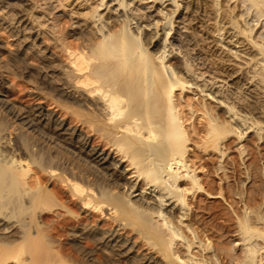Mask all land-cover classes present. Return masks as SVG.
<instances>
[{"label": "bare ground", "instance_id": "bare-ground-1", "mask_svg": "<svg viewBox=\"0 0 264 264\" xmlns=\"http://www.w3.org/2000/svg\"><path fill=\"white\" fill-rule=\"evenodd\" d=\"M251 1L256 3L257 0ZM31 2L0 0V26L15 35L23 46L35 49L37 39H30L35 30L29 27L32 17L27 11L30 7L40 10L38 5L33 6ZM262 2L264 5V0ZM43 4L62 13L66 9H73L75 27L88 23L82 18L87 8L85 0H44ZM104 8L107 11L102 13ZM97 11L94 17L98 26L96 31L101 36L99 44L92 47L88 55L84 51L67 50L71 51L70 57L74 56L71 61L76 71L82 72L75 82L61 75L54 64H50V72H46L59 96L74 99L73 92L79 90L77 83L93 94H87L88 98L97 96L86 104L95 113V118L83 113L80 124H68L67 118L61 117L56 109L47 107L44 100L33 106L19 105L13 98L5 97L8 95L2 91L4 84L1 82L0 94L4 95L9 109L24 121L26 129L44 136L53 146H63L73 152L85 166L86 174L81 176L71 174L56 164L43 166L42 169L51 176H57L55 172L61 169L62 180L67 182L72 195L83 208L102 212L105 211L104 205H107L116 213L112 215L117 221L114 229L100 232L108 247H118V254L130 255L132 239L130 242L124 240L120 231L131 226L169 264H211L209 259H216L217 254L211 252L209 243H202L200 233L188 223L190 214L186 194L200 185L190 170L186 156L193 149L189 145L191 134L186 128V121H193L201 112L209 114L206 115L205 125L203 121L202 126L196 125V121L195 129L191 131L197 136L204 131L205 148L220 149L228 133L237 130H246L243 133L256 131L264 137V37L257 40L252 30L239 28L227 18H223L224 28L207 31L206 25L211 23V15L217 17L223 11L222 6L211 0H102L97 5ZM120 21L125 30L115 34L113 28ZM193 25L207 34L205 41L199 42L201 39L191 35ZM139 32L147 37L145 43L140 42ZM179 90L193 93L195 98L199 94L208 99L215 109V115L208 112L205 104L191 103L190 94L189 101H179L182 95ZM67 107L71 108L72 105L67 104ZM255 111L262 120L253 118ZM221 112L224 121H229V128L222 124L218 116ZM197 119L201 120L200 117ZM90 124L92 133L87 134L83 128ZM100 132L101 138H92V135ZM18 166L4 168V172L0 173V230L3 233L16 227L11 219L18 208L14 210L11 203L20 204L18 202L24 198L27 204L24 209L27 210L35 206L40 196L35 198L36 194L28 193L29 189L22 186L31 168L21 164ZM180 168H185V173H180ZM89 175L94 178L101 175L109 177V191L116 187L127 198L123 199L120 195L106 197L109 191L101 189L96 180V183L87 182ZM187 180L192 185L183 187ZM11 192L19 193L17 199H11ZM36 214L41 217L39 212ZM173 221L177 222L178 227L192 230L193 240L181 235ZM78 223L82 224L83 218H79ZM72 224L64 216L52 232L57 235L61 229ZM21 225L24 239L29 237L31 228L34 231L38 228V233H41V223L33 225L26 222ZM250 225L248 222L242 223L240 231L243 243L249 244L247 249L249 253L252 252L242 264H253L255 252L264 250V233L255 232V227H251L254 224ZM84 234L81 232L77 235L82 237ZM255 237L262 240V243H258L260 245ZM177 240L184 242L188 255L177 252ZM16 254H12L13 260H20L21 255ZM155 261L152 256L144 264H161ZM261 262L257 261V264Z\"/></svg>", "mask_w": 264, "mask_h": 264}, {"label": "rangeland", "instance_id": "rangeland-1", "mask_svg": "<svg viewBox=\"0 0 264 264\" xmlns=\"http://www.w3.org/2000/svg\"><path fill=\"white\" fill-rule=\"evenodd\" d=\"M85 1L87 8L82 18L88 23L85 26L75 27L73 9H68L69 11L66 9L65 14L52 7H45L44 0H32V5H36V7L38 5L40 10L36 11L38 9L30 7L27 11L32 17L29 21V27L35 30L33 31L35 36L31 35L30 39H37L35 49L23 46L15 35L0 26V33L3 32L0 34V46L2 45L0 47V79L2 81L0 80V82L4 84L2 91L8 95L5 97L13 98V101L22 106H33L35 103L44 100L47 107L56 109L59 115L67 118L68 124L72 125L80 124L83 113H87L90 118H95V113L86 104H89V100H95L97 96L88 98L87 94H93L88 92L87 87L85 88L80 83H77L79 90L73 92L74 99L59 96L55 91V84L52 83V79L46 73L50 72L48 66L54 64L59 68L61 75L74 83L77 76L82 72L76 71V66L71 61L74 57L73 55L70 57L71 51H84L88 55L90 49L97 46L101 41V36L96 31L98 26L94 16L98 13L97 5L102 0ZM211 1L222 6L223 11L218 13L217 17L211 15V23L206 25L207 31L212 32L218 28H224L223 18H227L239 28L252 30L251 33L257 40L263 39L264 5L262 0H257L256 3L251 0ZM109 2L107 1V3ZM106 11V8L101 10L102 13ZM35 15H41V17L38 18ZM107 15L112 16L114 14L107 13ZM122 25V21L116 24L113 32L115 34L120 33V30L124 29ZM192 27L191 35L196 39H201L199 42L205 41L207 34H203L199 27L194 25ZM138 37L141 43H145L147 37L142 32H139ZM205 44L207 45V43ZM68 49L71 51L67 52ZM49 54L51 58H48ZM191 66L194 67L193 64ZM51 92L56 93L52 95ZM179 92L182 94H178L181 95L179 101L182 103L186 102L185 99L188 101L192 99L190 100L191 103L195 101L194 104H205L208 112L215 115L213 105L205 97L198 96V94L195 98L193 93L180 90ZM5 97L0 94V173L4 172V168L13 165L16 167L21 164L23 167L31 168L25 179V184L23 183L22 186L29 189L27 190L28 193L36 194L34 195L35 198L40 195V200L39 198L36 199L35 206L30 207L31 209L28 208L29 210L24 209L27 205L26 202L24 203V198L18 202L20 204L11 203L14 210L15 207L18 208L11 219L16 227L7 233L0 230V264H144L145 260L152 258V256L155 257V263L169 264L168 260H162L156 250L145 239L136 234L131 226L120 231L124 240L127 239L130 242L132 239L130 242L132 245L131 257L126 253L120 255L117 253V251L119 252L118 247V249L115 247V249H111L105 244L104 235H101L100 232L104 233L114 229L117 221L113 219L112 215L116 213L112 209H108L107 205H104L105 211L102 212L83 208L79 200L72 195L67 182L62 180L64 177L59 173L62 168H65L71 174L81 176L86 174L85 166L73 152L66 150L63 146H53L44 136L26 129L24 121L9 109L8 104L4 101ZM204 100L207 102L205 101V103ZM67 104H71L72 107L68 108ZM201 113L195 118L200 117L201 120L186 121V128L191 134L189 145L193 148L190 154L188 153L186 156L190 170L200 185V187H195L186 194L187 211L190 214L188 223L193 226L196 232L200 233L202 243H209L211 252L217 254L216 259H209L211 264H242V261L252 254L247 249L249 244H244L240 235L242 223L254 224L250 226L255 227V232L264 233V137L256 131L243 133L246 130H237V132L228 133L227 139L220 145V149L205 148L204 131L198 136L191 132L195 129L196 121L198 123L196 125L202 126L203 122L205 125L207 120L205 118L209 114ZM252 115L255 120H262L256 111ZM218 116H220L222 124H226L229 128V121H224L222 112ZM91 127V124L84 127L85 133L91 134ZM96 137L101 138V132L92 135L93 139ZM101 145L105 146L102 142ZM49 164H56L61 168L55 172L57 176H51L42 169L43 166ZM184 170L185 168L179 169L180 173H185L186 170ZM89 178V180L86 179L87 182L92 181L91 183H93L96 180L101 189L106 192L109 191L107 185L109 177L101 175L94 178L93 175H89ZM185 182L182 184L183 187L192 185V182L190 183L188 180ZM17 195L19 196V193L11 192V199H17ZM116 195H120L123 199L127 198L116 187L110 189L106 197L113 198ZM36 212H39L41 217ZM64 216L73 224L61 229L60 233L55 235L52 232L54 226ZM79 218H83L82 224L78 223ZM26 222L33 225L41 223V233H38V228L35 231L31 228L29 237L24 239L20 227L23 225L21 223ZM173 224L178 225L175 221ZM176 228L182 232L181 235L184 234L183 236L193 240L194 233L192 230L184 226H177ZM90 230L93 232L87 233ZM81 232L85 233L82 237L77 235ZM90 234L94 236L89 238ZM255 238H257V244L262 243L260 237ZM177 241L175 244L177 252L181 251L186 254L188 251H186L184 242ZM7 242L9 243L7 244ZM195 244L197 245V242ZM16 253L21 255L19 256L20 260H13L12 254L15 255ZM231 258L234 259V262L231 261ZM257 261H263L261 263L264 264L263 249L255 252L253 264H257Z\"/></svg>", "mask_w": 264, "mask_h": 264}]
</instances>
